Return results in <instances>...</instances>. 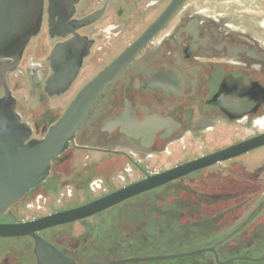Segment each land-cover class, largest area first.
Returning <instances> with one entry per match:
<instances>
[{
    "label": "flooded vegetation",
    "instance_id": "af4514ba",
    "mask_svg": "<svg viewBox=\"0 0 264 264\" xmlns=\"http://www.w3.org/2000/svg\"><path fill=\"white\" fill-rule=\"evenodd\" d=\"M174 1L45 0L41 29L21 58L0 59V97H13L16 112L31 126L30 139L45 137L87 84L148 38L94 101L68 148L52 160L47 178L0 214V224L28 223L77 209L264 133V0H181L164 18ZM62 44L69 48L68 74L70 59L84 49L86 53L69 87L49 93L47 82L60 69L56 48ZM242 121L260 131L195 155V141ZM263 149L90 216L37 229L34 235L0 237V264H113L129 259L138 260L117 264H149L189 256H197L192 264H264V205L242 204L248 197H264V163L250 172L243 161ZM204 171L239 177H227V188L218 194L195 192L199 202L193 215L205 225L195 236V220L189 232L188 222L182 226L177 219L168 220L167 204L151 202L167 186ZM169 228L208 243L197 250L216 252L154 259L165 255L152 253L163 243H152L146 235H162ZM36 237L48 251L42 259Z\"/></svg>",
    "mask_w": 264,
    "mask_h": 264
},
{
    "label": "water",
    "instance_id": "95a60500",
    "mask_svg": "<svg viewBox=\"0 0 264 264\" xmlns=\"http://www.w3.org/2000/svg\"><path fill=\"white\" fill-rule=\"evenodd\" d=\"M180 1L175 0L171 4L164 18L175 10ZM44 11L45 0H0V59L19 60L21 58L28 43L41 29ZM147 38L148 34L87 84L42 139H30L31 126L23 122L19 113L16 112L13 97L9 94L0 97V214L47 178L52 160L68 148L83 119L90 113L94 101L103 93L104 88L115 75L131 61ZM68 53V44H62L56 48L60 69L57 75L47 82L46 89L49 93H60L69 87L86 49L78 53L77 57L73 56L70 59L73 64L70 74L66 73L68 71L66 54ZM262 146H264V133L150 176L77 209L56 213L28 223L0 224V237L34 235L37 229L90 216L129 197ZM36 238L38 242L36 251L42 259L41 255L48 251L45 243ZM205 251L216 252L215 248H204L154 259L180 257ZM261 259L264 260V255ZM136 260L138 259L117 263Z\"/></svg>",
    "mask_w": 264,
    "mask_h": 264
},
{
    "label": "rangeland",
    "instance_id": "374dc122",
    "mask_svg": "<svg viewBox=\"0 0 264 264\" xmlns=\"http://www.w3.org/2000/svg\"><path fill=\"white\" fill-rule=\"evenodd\" d=\"M260 129L253 125H248L245 121L234 122L231 124H224L219 128L215 129L213 132L206 134L199 143L195 141V155L205 153L207 151H212L216 148L228 145L230 143L241 140L253 133L259 132ZM253 152V151H252ZM251 153V152H250ZM242 155L240 157H243ZM244 163L247 165V170L252 172L255 165H260L264 163V149L260 152L253 153L243 158ZM171 163V162H170ZM237 168V166H236ZM239 170V169H238ZM232 176L239 177V174L232 173ZM228 175L227 177H232ZM227 177H220L214 175L207 171L200 172L194 176H190L184 180H181L173 185H169L157 192L152 198V205L160 206L161 204H167L168 206V220L177 219L184 223L182 226H186L188 222L189 232L192 231V220H195V236H199L200 232L204 230L205 225L201 223H196L197 221H202L197 216L193 215L194 205L198 204L199 199L195 195V192H205V193H219L220 190L227 188L228 180ZM264 183V181H263ZM166 195V200L161 201L160 199ZM162 196V197H161ZM156 198V201L154 200ZM246 200V201H245ZM243 205L251 204H261L264 205V197H248ZM233 202V200H225ZM224 202L218 203V205ZM196 209V208H195ZM217 210V209H216ZM177 215V216H176ZM176 216V217H175ZM200 221V222H201ZM190 235V233H189ZM188 235L185 230H177V228H169L164 234H147L146 237L151 239L152 243H163L162 248H153V254H165V255H176L183 252H191L197 250L200 247L207 246L208 243H204L202 240H191V235L189 237V242H186L185 238ZM253 256H256V252H252ZM196 259L197 256H189L183 258H173L161 261L150 262L149 264H192V260ZM234 264H250V263H234Z\"/></svg>",
    "mask_w": 264,
    "mask_h": 264
}]
</instances>
